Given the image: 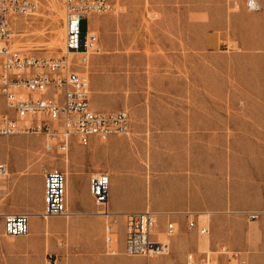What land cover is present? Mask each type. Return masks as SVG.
Returning <instances> with one entry per match:
<instances>
[{
  "label": "crops",
  "instance_id": "1",
  "mask_svg": "<svg viewBox=\"0 0 264 264\" xmlns=\"http://www.w3.org/2000/svg\"><path fill=\"white\" fill-rule=\"evenodd\" d=\"M256 1L259 9L248 11L245 0H214L220 11L227 12L221 25L229 27L231 41L241 47L247 60L238 85L229 86L214 77L205 82L199 53L180 54L181 69L190 59L196 60L190 67L192 82L171 75L177 59L172 54L151 56V74L161 75L160 82H131L134 77L125 76L99 81L105 92L91 90V109L126 112L130 137L92 139L84 148L70 142L69 162L62 170L67 215L49 218V226L64 219L70 234L78 232V225L84 235L100 237L103 223L95 215L89 180L106 173L108 211L119 219L121 230L124 215L145 210L159 214L160 232L168 221L177 225V235L168 241L172 251L168 264H185V251L199 256L198 246L216 250L218 242L249 254L245 257L249 264H264V217L243 229L232 215L239 209H264V90L258 77L264 68L251 67V60L264 59V0ZM119 84L131 88L132 94L117 105L105 102L124 98ZM25 188L31 200L42 202V187L38 189L30 180ZM188 221L206 225L211 232L206 244L195 229L187 228ZM89 246H102L101 239ZM126 260L108 258L103 264L137 262Z\"/></svg>",
  "mask_w": 264,
  "mask_h": 264
},
{
  "label": "rangeland",
  "instance_id": "2",
  "mask_svg": "<svg viewBox=\"0 0 264 264\" xmlns=\"http://www.w3.org/2000/svg\"><path fill=\"white\" fill-rule=\"evenodd\" d=\"M38 10L31 17L23 18L18 26L20 34L15 39L14 47L25 54L43 58H58L64 55V38L61 36L64 29V9L62 0H37ZM226 2V1H225ZM228 3V1H227ZM226 3V4H227ZM225 4V5H226ZM219 4L214 0H113V10L102 15H91L88 21L82 23V34L89 31L97 36L101 52L97 55H88L86 65L80 61L84 56L67 55L77 66L74 71L87 79L91 90H102L100 80L104 77L125 76L146 84L160 82V76L151 74V56H163L172 54L177 59L172 62V76L184 77L192 82L191 66H195V59L189 60L185 68L181 69L180 54L199 53L203 56L199 61V71L205 78V82L211 78H219L220 82L229 86H236L243 79V70L246 59L242 57L244 51L229 37V27L221 25V18L226 19V11H220ZM61 31V32H60ZM251 67L255 70H263L264 59L251 60ZM138 70V71H137ZM181 71V73H180ZM264 72V70H263ZM261 79L264 90V73L258 76ZM148 80V81H147ZM101 89V90H100ZM119 94L124 98L112 97L105 99L109 104L117 105L132 94L131 88L125 84H119ZM151 93V89L148 90ZM0 102V110H1ZM129 130V129H128ZM130 131V130H129ZM128 138L130 134L119 136ZM50 144L42 136H14L0 137V163L7 165L8 175L0 188V214L8 213H40L42 202L36 203L29 196V189L25 183L35 184L38 189L43 188V176L49 170H57L63 173L64 166L69 162L70 150H44V144ZM75 145L84 148L76 140ZM67 144V147L71 143ZM82 161V154H78ZM46 171V172H45ZM97 208V207H96ZM241 221L243 229L251 227L264 217V209L257 211L252 209H239L232 214ZM253 215L254 218H250ZM49 220H34V225L39 229H29L26 237L14 239L2 235L0 218V264H103L108 258L127 259L137 261L135 264H168L172 257V251L166 260H145L142 257H126L121 254L124 227L119 219H115L114 239L119 253L117 256L105 254L103 246L105 219L102 218V232L98 235L87 236L76 227L77 233L67 232L64 219H59L60 224L49 225ZM54 220V219H52ZM194 222V221H193ZM199 226L206 227L199 222ZM245 231V230H243ZM211 237H199L206 241ZM101 239L102 246H89ZM222 246L229 253H239L242 260L249 254L243 251L233 250L228 246ZM38 244L39 246H32ZM92 249H100L97 253ZM209 246H198V252L210 253L216 251ZM190 251H185V256ZM157 258V259H161ZM169 258V259H167ZM225 261V256L218 257ZM155 260V259H154ZM231 264H235L232 262Z\"/></svg>",
  "mask_w": 264,
  "mask_h": 264
},
{
  "label": "built area",
  "instance_id": "3",
  "mask_svg": "<svg viewBox=\"0 0 264 264\" xmlns=\"http://www.w3.org/2000/svg\"><path fill=\"white\" fill-rule=\"evenodd\" d=\"M64 9V55L43 58L20 52L14 47L18 26L23 18L38 10L37 0H0V137L42 136L46 152L53 148L64 150L76 140L87 145L96 139L127 135L126 112H96L90 107V90L87 79L74 71L75 61L67 55H97L101 52L97 36L86 29L81 38L83 21L91 15H102L113 10V0H62ZM248 11H257L256 0H245ZM8 175L7 165L0 163V188ZM109 178L106 173L93 175L89 180V193L97 211L105 219L103 246L105 254L117 256L119 249L114 239L115 218L108 211ZM42 211L38 218L65 217L66 178L57 170L43 176ZM158 215L151 210L123 216V241L121 254L154 260L170 252L169 239L178 233L175 223L168 221L163 232L158 226ZM2 235L23 238L29 234V215L26 213L1 214ZM250 218H254L253 215ZM187 228L206 237L209 230L188 221ZM225 256V261L218 257ZM245 264L239 253H229L220 246L208 254H187L185 264Z\"/></svg>",
  "mask_w": 264,
  "mask_h": 264
},
{
  "label": "bare ground",
  "instance_id": "4",
  "mask_svg": "<svg viewBox=\"0 0 264 264\" xmlns=\"http://www.w3.org/2000/svg\"><path fill=\"white\" fill-rule=\"evenodd\" d=\"M23 21H24V19H23ZM61 32V31H60ZM18 36H20V34H14L13 36H12V38L15 40L16 38H18ZM61 36L64 38V36H65V31H64V29L62 30V33H61ZM82 65L83 66H85L86 65V59H85V61L84 62H82ZM64 150H66V148H64ZM6 179V178H5ZM1 215V214H0ZM28 215H29V221H30V227L33 229V228H35V229H39L40 228V226H37V225H34V220H37L38 219V215H39V213H28ZM39 220V219H38ZM47 219H45L44 221H46ZM45 227H52V228H54V226H49L48 225V223H46V225H45Z\"/></svg>",
  "mask_w": 264,
  "mask_h": 264
}]
</instances>
